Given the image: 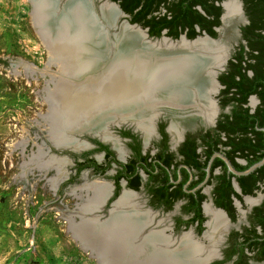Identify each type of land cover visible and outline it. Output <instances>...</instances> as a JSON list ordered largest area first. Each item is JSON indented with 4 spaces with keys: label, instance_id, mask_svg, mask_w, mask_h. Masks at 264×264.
Here are the masks:
<instances>
[{
    "label": "flooded vegetation",
    "instance_id": "obj_1",
    "mask_svg": "<svg viewBox=\"0 0 264 264\" xmlns=\"http://www.w3.org/2000/svg\"><path fill=\"white\" fill-rule=\"evenodd\" d=\"M222 1H212L214 7L221 8L219 25L212 26L217 36L216 28L222 21ZM173 4V0L155 1L151 13L156 17L172 15V10L169 12L166 7ZM242 6L249 22L243 1ZM195 7L203 13L200 5ZM235 20L228 32L229 37L236 40L229 59L240 51L238 46L244 43L241 28L247 24L243 23V18ZM143 28L148 33L149 28ZM193 29L200 31L197 23ZM186 31L187 28L181 34L188 38ZM202 32L205 31L196 36ZM162 34L169 36L167 28L161 30ZM228 61L217 75L219 89L214 96L217 111L212 105L213 111L208 115L203 105L201 110L188 109L183 113L158 111L127 117L115 130L103 129L89 135L88 141H77L79 147L70 146L78 154L73 157L75 173L66 182L70 185L85 169L97 175L106 174L107 181L86 184L107 187L102 206L107 213L120 198L123 210L152 216L171 214L173 241L180 238L182 243L184 239L200 241L207 253L211 248L217 251L209 264H264V111H256L260 105L257 94L247 96L240 106L247 111H233L235 105L230 92H223L231 82L218 78L225 72ZM252 73V69L247 70L249 76ZM48 155L54 156L45 149V156ZM85 159L93 166L78 170ZM65 176L64 167L57 185ZM49 177L46 176L45 181ZM80 187L70 189V196ZM216 212L222 216L224 226L217 245L211 247L204 235L212 219L211 213Z\"/></svg>",
    "mask_w": 264,
    "mask_h": 264
},
{
    "label": "water",
    "instance_id": "obj_2",
    "mask_svg": "<svg viewBox=\"0 0 264 264\" xmlns=\"http://www.w3.org/2000/svg\"><path fill=\"white\" fill-rule=\"evenodd\" d=\"M226 1L229 0H223L221 3L223 13L221 26L216 28L218 33L222 25H228L237 18H243V23H248L244 16L241 0H235L238 12L228 18L229 20L227 19L224 7ZM28 2L30 12L34 10V4L39 5L36 9L40 15L39 20H41L42 27L50 34L63 32V37L67 38V34L76 32L79 23H82L88 24L91 31L96 33L97 37L100 36L101 43L94 45L92 52L94 59L101 58L98 63L96 62L93 73L95 75L104 72L107 66L114 64L124 53L133 58L136 57L139 60V65H142L145 70L160 65H169V69H171L169 73L173 71L175 73V75L169 74L170 76L166 80H163L162 75H158V78L153 77L152 81L160 79V83L157 82V85L145 82L143 86L149 91L147 95H142L139 89L134 90L136 93H131L127 101V103L133 104L131 107H122L121 103H126L124 100H127L123 98L119 103L112 100L113 102L109 103L111 107L102 115H94V117L80 115V125L71 128L72 130L66 129L67 135H70L75 141H79L76 135H91L101 132L103 129L108 130L112 125L119 126L127 117L135 118L144 113L153 114L158 111L183 113L188 109L195 108L201 110L206 101L210 102L217 111L214 100L219 89L217 75L224 69L230 57V48L222 38H213L205 32L194 39H188L184 34L176 39L164 34L160 37H150L146 28L137 23H130L128 14L120 8L117 2L112 0H98V5L94 0H28ZM105 6H111L114 9L113 17L110 19H107L103 13ZM75 8H79L80 11ZM92 38H90L91 41H94ZM199 40H204L221 49V54L218 55V52L212 49L193 47L192 44ZM135 71L138 70L135 69ZM141 79L146 80V77H141ZM50 143L52 144L51 140ZM52 145L55 146V144ZM103 203L97 204L94 210L88 212L81 211L77 206L72 209L77 210L81 215L79 224L89 221L94 223L83 234L99 252V257L89 252V255L96 259L97 264H100L99 259H103L106 264H126L133 258L132 255L138 248H141L139 253H142L144 260H152V257L155 259L165 257L173 259L175 264H209L217 256V251L207 256V250L200 241H194L195 250L184 245L181 238L174 242L171 235L166 234L164 229H157L152 225V215L123 210L120 198L113 203V208L106 215L100 213ZM113 221L125 224V228L121 229L124 232L122 240L126 244L125 252H122L115 244L119 238L110 239L109 234L101 231ZM109 245L116 246L111 251L112 255L108 253L110 255L107 257L104 250ZM198 247H201L202 250H199ZM81 249L83 248L81 247Z\"/></svg>",
    "mask_w": 264,
    "mask_h": 264
},
{
    "label": "rangeland",
    "instance_id": "obj_3",
    "mask_svg": "<svg viewBox=\"0 0 264 264\" xmlns=\"http://www.w3.org/2000/svg\"><path fill=\"white\" fill-rule=\"evenodd\" d=\"M94 2L99 4L98 0ZM235 21L222 25L217 36L230 51L236 40L228 32ZM46 59L45 47L33 29L28 0H0V264H97L71 238L63 216L77 201L70 196V189L95 180L107 181V176L85 169L72 185H67L66 180L75 173L73 157L78 152L50 143L47 131L36 123L38 115L46 110L38 99L43 79H28L15 63L21 60L41 68ZM76 137L85 142L89 135ZM18 140L25 142L23 148L13 147ZM39 145L51 155L71 160L65 165L64 181L55 190L45 181L53 170L39 175L33 168L22 173L23 163L38 151ZM100 213L107 214L103 209ZM172 219L171 214L155 215L152 225L158 223L155 228L171 235Z\"/></svg>",
    "mask_w": 264,
    "mask_h": 264
},
{
    "label": "bare ground",
    "instance_id": "obj_4",
    "mask_svg": "<svg viewBox=\"0 0 264 264\" xmlns=\"http://www.w3.org/2000/svg\"><path fill=\"white\" fill-rule=\"evenodd\" d=\"M37 6L39 5L34 4V10L31 12V19L34 31L46 49L47 64L39 68L21 60L15 63L27 73L28 79L35 80L36 76L43 79V87L38 91V99L41 100V103L45 106H48L47 108L49 109L46 108V112L44 111L45 113L42 112L38 115L39 118L36 123L47 131V137L55 146H80L77 141L66 133V129L69 128L68 130H72L71 128L80 125V115H92V117H94V115H102L111 107L109 103L112 100L119 103L120 100L124 98L127 99L124 100L127 103L129 95H131V93L135 94L136 92H134V90L136 89H139L142 95H147L149 91L143 86L145 82L154 84L157 82L160 83V79H157L158 81H152L153 77L158 78V75H162L164 77L163 80H166L170 75H175V73H173L174 71L169 73V71H171L169 65H160L145 70L142 65H139V60H137L136 57L133 58L125 53L123 55L121 54L114 64L107 66L100 75H95L93 73L96 62L98 63L101 58L98 57L94 59L92 57V52L94 51L93 46L101 43L100 36L97 37L96 33L92 32L90 27H88V24L82 23H79L78 30H75L76 32L67 34V38L63 37V32L50 34L42 27L41 20H39L40 15L36 10ZM225 7V10H227L225 17L227 19L233 17L238 12V5L235 0L226 1ZM75 10L78 11L79 8H75ZM103 13L107 19H110L113 17L114 9L111 6H105L103 7ZM90 38L94 41H91ZM192 46L195 48L212 49L213 51H217L218 55L221 54V49L214 47L213 44L210 45L204 40L194 42ZM135 69L138 71H135ZM136 75L137 77H135ZM140 76L142 78L146 77V80L141 79ZM126 103H121L122 107H131L133 105L131 102ZM204 105L208 115H211L213 111L212 104L206 101ZM24 143L23 140H18L13 144V147H20L21 145V148H23L22 146L25 145ZM21 148L19 149L22 150ZM45 149L47 148H45L44 145L43 147L39 145L38 151L28 156L26 162L27 167L26 163H23L22 173L29 171V169L33 171V168H35L40 175L52 168L55 173L53 176L47 178L46 181L51 190H53L64 174V167L67 160L57 156H45ZM106 191L107 187L105 185H82L78 192H72L73 197L77 200L75 207L77 206L84 212L94 210L97 204L105 201ZM211 215L212 219L208 223V230L204 238L208 240L211 247H214L220 238V231L224 226V222L219 213H211ZM80 216L77 210H70L68 214H64L63 217H65L64 219L67 221L66 230L78 246H81L87 253L90 252L99 257V252L87 241L83 234V232L90 229L94 223L89 221L79 224V222H81ZM123 228H125L123 222L113 221L110 225H107L106 228L101 230L109 234L110 239L113 237L119 238L118 242H115V244L122 252L126 249V244L122 240L124 232L121 229ZM183 241L184 245L192 247L195 250L194 242L189 239H184ZM116 245H109V247L104 250L107 257L110 255L108 253L112 255L111 251ZM200 248L201 247H198L199 250H202V248ZM137 250L133 253V258L126 264L176 263L173 259L165 257L156 259L152 257V260L147 261V259H143L142 253H139L141 248ZM212 250L211 248L207 255L212 254ZM147 255H145L146 258H148ZM99 262L100 264H106L103 259H99Z\"/></svg>",
    "mask_w": 264,
    "mask_h": 264
},
{
    "label": "trees",
    "instance_id": "obj_5",
    "mask_svg": "<svg viewBox=\"0 0 264 264\" xmlns=\"http://www.w3.org/2000/svg\"><path fill=\"white\" fill-rule=\"evenodd\" d=\"M112 1L117 2L120 8L128 14L130 23L148 27L151 37H159L164 28H167V35L172 38H177L185 28H187L188 38L195 37L201 31H205L211 37H217L212 26L219 25L218 16L221 8L220 6L214 7L213 0H173V6L166 7L169 12L172 10V15L164 14L159 17L151 13L153 2L166 0ZM242 1L249 19V22L241 28L244 43L239 44L240 51L231 56L225 72L221 73L218 78L231 82L223 92H230L229 95L235 105L233 111H247V108L243 109L240 106L246 102L250 94H257L260 97V105L256 111H264V0ZM196 5L201 6L203 13L196 9ZM148 14L150 15L147 17ZM195 23L199 25L200 31L193 29ZM245 48H247L246 51H243ZM249 69L253 70L250 76L247 74ZM83 166H93V163L85 159L80 163L78 170Z\"/></svg>",
    "mask_w": 264,
    "mask_h": 264
}]
</instances>
